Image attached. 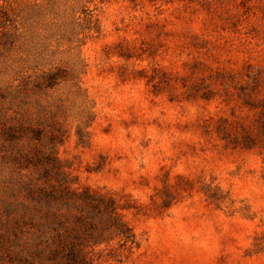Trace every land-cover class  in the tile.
Here are the masks:
<instances>
[{"label": "rangeland", "instance_id": "rangeland-1", "mask_svg": "<svg viewBox=\"0 0 264 264\" xmlns=\"http://www.w3.org/2000/svg\"><path fill=\"white\" fill-rule=\"evenodd\" d=\"M0 264H264V0H0Z\"/></svg>", "mask_w": 264, "mask_h": 264}]
</instances>
